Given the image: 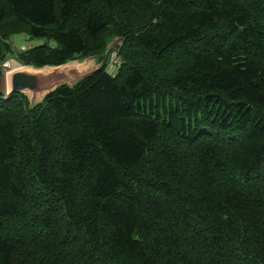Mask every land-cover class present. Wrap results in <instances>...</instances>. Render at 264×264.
<instances>
[{"label": "trees", "instance_id": "trees-1", "mask_svg": "<svg viewBox=\"0 0 264 264\" xmlns=\"http://www.w3.org/2000/svg\"><path fill=\"white\" fill-rule=\"evenodd\" d=\"M18 33L123 63L0 90V264H264V0H0V77Z\"/></svg>", "mask_w": 264, "mask_h": 264}, {"label": "water", "instance_id": "water-1", "mask_svg": "<svg viewBox=\"0 0 264 264\" xmlns=\"http://www.w3.org/2000/svg\"><path fill=\"white\" fill-rule=\"evenodd\" d=\"M108 54L109 49L100 58H96L95 54L74 58L62 65L43 67L25 65L11 58L7 63L10 70L6 74V93L23 92L28 96L31 105H35L42 102L59 85H73L91 75L105 64Z\"/></svg>", "mask_w": 264, "mask_h": 264}, {"label": "built area", "instance_id": "built-area-1", "mask_svg": "<svg viewBox=\"0 0 264 264\" xmlns=\"http://www.w3.org/2000/svg\"><path fill=\"white\" fill-rule=\"evenodd\" d=\"M23 34L24 33L15 35L12 38L11 44L9 43L11 45V47H12V50H11V52H9L7 54V58H6L5 62L2 64V71H3L5 76H6L7 72L10 70V67L7 65L8 60L11 59V58H14V59L19 61V54L22 53V52L27 51L28 49H30L31 47L34 46L31 43L20 44L18 47L14 46V43H15L16 40L25 38V35H23ZM122 44H123V41L122 40H118V42L115 43V45L112 46L109 49V54H108V60L109 61H108V64H107V71L109 73L112 72V67L114 66V63H118V60L120 58L119 49L122 46ZM118 69H119V67H118Z\"/></svg>", "mask_w": 264, "mask_h": 264}, {"label": "rangeland", "instance_id": "rangeland-1", "mask_svg": "<svg viewBox=\"0 0 264 264\" xmlns=\"http://www.w3.org/2000/svg\"><path fill=\"white\" fill-rule=\"evenodd\" d=\"M18 34H22V33H18ZM17 35V34H16ZM25 35V38H22V39H18L15 41L14 43V46L18 47L20 44H28V43H31L33 45H39V44H43L46 42V39H35V38H31L29 35L27 34H23ZM15 35H13L10 39H9V43L11 44V41H12V38L14 37ZM118 40H122L123 41V38L122 37H115V38H112L110 43H109V46L107 49H110L112 46L115 45V43L118 42ZM124 42V41H123ZM123 45V44H122ZM106 49V50H107ZM101 54L102 53H97L95 56L96 58H100L101 57ZM90 56V55H89ZM83 57H86V56H79V57H75V59H79V58H83ZM123 63V59L122 57L119 58L118 60V63H114V66L112 67V74H117V71H118V67L120 68L121 65ZM0 90H2L3 92L6 93V76L4 75L3 71H2V75L0 77Z\"/></svg>", "mask_w": 264, "mask_h": 264}, {"label": "bare ground", "instance_id": "bare-ground-1", "mask_svg": "<svg viewBox=\"0 0 264 264\" xmlns=\"http://www.w3.org/2000/svg\"><path fill=\"white\" fill-rule=\"evenodd\" d=\"M30 51V50H29Z\"/></svg>", "mask_w": 264, "mask_h": 264}, {"label": "crops", "instance_id": "crops-1", "mask_svg": "<svg viewBox=\"0 0 264 264\" xmlns=\"http://www.w3.org/2000/svg\"><path fill=\"white\" fill-rule=\"evenodd\" d=\"M6 91V90H5Z\"/></svg>", "mask_w": 264, "mask_h": 264}]
</instances>
